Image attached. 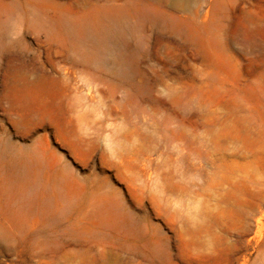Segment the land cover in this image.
Wrapping results in <instances>:
<instances>
[{
    "label": "rangeland",
    "instance_id": "obj_1",
    "mask_svg": "<svg viewBox=\"0 0 264 264\" xmlns=\"http://www.w3.org/2000/svg\"><path fill=\"white\" fill-rule=\"evenodd\" d=\"M0 264H264V0H0Z\"/></svg>",
    "mask_w": 264,
    "mask_h": 264
}]
</instances>
